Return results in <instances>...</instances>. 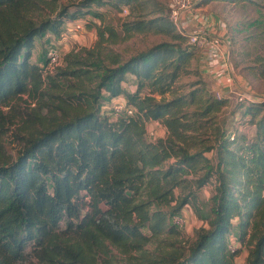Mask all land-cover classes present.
I'll return each instance as SVG.
<instances>
[{"label": "trees", "instance_id": "trees-1", "mask_svg": "<svg viewBox=\"0 0 264 264\" xmlns=\"http://www.w3.org/2000/svg\"><path fill=\"white\" fill-rule=\"evenodd\" d=\"M41 1L0 0V118L6 119L1 107L25 94L45 114L31 122L40 128L28 124L18 134L16 156L0 159V264H109L99 258L109 245L136 252V264H236L241 247L234 240L248 244L244 264H264V99L241 104V117L256 125L248 139L221 119L229 100L204 79L186 91L179 80L199 75L198 56L169 14L125 28L149 31L156 23L154 30L171 41L128 59L108 57L100 48L106 30L97 25L96 54H74L52 74L47 60L31 61L36 38L60 37L67 20L102 21V7L145 0H79L55 16L43 12ZM223 1L264 8V0ZM257 24L264 35V21ZM255 61L264 74V55ZM128 76L133 90L123 85ZM118 97L135 112L115 117L109 104ZM151 121L167 134L148 139ZM210 181L207 224L187 244L165 237L176 231L171 219ZM151 244L155 251L146 248Z\"/></svg>", "mask_w": 264, "mask_h": 264}, {"label": "rangeland", "instance_id": "rangeland-1", "mask_svg": "<svg viewBox=\"0 0 264 264\" xmlns=\"http://www.w3.org/2000/svg\"><path fill=\"white\" fill-rule=\"evenodd\" d=\"M52 1L53 0H42L41 6L44 13H52V16H55L62 6L79 0H58L55 2V10L48 6ZM169 1L170 0H145L143 4H124L121 5V7L105 6L100 9L104 13L103 22L89 16L75 20H67L60 37L48 34L42 39L36 38V47L33 50L31 61L38 64L45 63L49 48H56L61 55L60 62L53 68L47 69L48 72L54 74L60 67H65L68 59L74 58V54L78 55L80 59L88 57V52L90 50L96 54L99 49L97 45L99 39L97 25H101L103 30H106L107 40L102 43V47L100 48L108 57L112 54H118L122 59H128L139 51L146 50L157 43L171 41L168 34L156 32L154 30L156 23L151 24L152 27L149 31L132 30L128 32L125 28V25L131 24L135 20L144 19L146 22H153L155 21L153 19L161 15L167 16L169 14L167 6ZM203 6H205V9L201 10L202 13L213 15L220 19L224 22L228 30L231 38V61L239 82L245 83V86H250L254 94L264 97V74L257 69L259 67L258 62L255 61L258 56L264 55L263 43L258 41L260 39L258 38V34L261 33L262 29L259 28L260 24H257L260 20L264 21V8L256 7V5L250 3L237 4L223 0H214ZM124 7L128 8V14H124ZM107 27L113 28L117 36L112 38L110 32L107 31ZM261 35V38H264L263 32ZM196 55L198 56V60L194 61L193 66L198 69L199 75H185L181 77L179 84L184 85L185 90H189L191 83L201 77L208 83L213 92H215L214 80L209 71L201 67L200 53L197 50ZM93 58H95V56ZM74 82H77V80H74ZM133 83L135 84L131 76H128V80H126L123 85L126 89L133 90L135 88ZM175 87L178 88L177 86ZM182 89L183 88H180L179 92L185 91ZM167 97H171V94L168 93ZM228 100V114L226 112L225 114L223 113V118L221 119L223 120L226 118L229 128L235 127L238 134L246 135L248 139L252 138L256 132V125L249 123L250 116H248V118L246 117V119L241 117L243 111V108H241L242 103L237 101L235 96ZM106 104L107 102H105V105ZM243 104L245 105L247 103L244 102ZM37 106L36 100L32 99L28 94H25L16 99L11 106L1 107L6 119L0 118V159L10 160L14 158L19 148V145L15 143L18 141V134H25L28 124L31 127V122L38 115L40 117L45 116L43 111L39 110ZM235 110L238 112L232 115V111ZM41 114L43 116H41ZM32 125L33 127L31 128H40L39 122L33 123ZM166 134L167 129L161 122L151 121L148 123V139L153 141L157 137H163ZM208 155L210 156L211 154ZM176 192L178 194L180 188L176 189ZM213 192L214 183L211 181L205 186L197 189V198H193L179 215L171 219V223L174 225L176 231L165 233L164 236L170 240H176L183 244L186 242L187 244L189 239L194 235L195 230L207 224L205 217L209 215V209L212 204L210 203V199ZM198 210L200 212H198ZM143 230L148 233L146 228ZM237 234L238 231L234 233V236ZM234 236L231 238L232 240L235 238ZM247 240L248 237L246 238V241ZM234 241L236 246L239 245L241 247L235 263L244 264L249 251L248 244L244 243L240 245L236 240ZM154 247V244L146 246L149 251H155ZM131 255L137 254L133 252ZM131 255L123 253L119 248L113 245H109V250L106 251V254L102 253L99 258H106V263L109 262V264H136L137 261L132 259Z\"/></svg>", "mask_w": 264, "mask_h": 264}, {"label": "built area", "instance_id": "built-area-1", "mask_svg": "<svg viewBox=\"0 0 264 264\" xmlns=\"http://www.w3.org/2000/svg\"><path fill=\"white\" fill-rule=\"evenodd\" d=\"M199 1L170 0L167 5L169 19L176 31L187 36L188 44L200 53L201 67L209 71L212 76L216 96L227 99L235 96L241 103L264 99L254 94L250 86H245V83H240L237 79L231 61V38L228 30L224 22L217 20L216 17H210L208 14L199 16ZM123 12L128 14V8L124 7ZM60 58L59 51L50 47L47 53L48 69L58 65ZM109 108L115 117L121 113L133 114L135 112L120 97L112 99Z\"/></svg>", "mask_w": 264, "mask_h": 264}, {"label": "crops", "instance_id": "crops-1", "mask_svg": "<svg viewBox=\"0 0 264 264\" xmlns=\"http://www.w3.org/2000/svg\"><path fill=\"white\" fill-rule=\"evenodd\" d=\"M205 9V6L201 5V6H198V15L201 16V15H204V13L201 12V10ZM210 17H214L213 15H209ZM212 19V18H211ZM216 19V18H215ZM217 20H220L217 18Z\"/></svg>", "mask_w": 264, "mask_h": 264}]
</instances>
